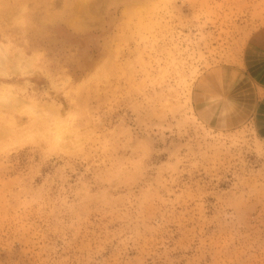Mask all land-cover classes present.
Wrapping results in <instances>:
<instances>
[{
  "label": "rangeland",
  "instance_id": "obj_1",
  "mask_svg": "<svg viewBox=\"0 0 264 264\" xmlns=\"http://www.w3.org/2000/svg\"><path fill=\"white\" fill-rule=\"evenodd\" d=\"M259 0H0V264H264V139L201 84Z\"/></svg>",
  "mask_w": 264,
  "mask_h": 264
},
{
  "label": "crops",
  "instance_id": "obj_2",
  "mask_svg": "<svg viewBox=\"0 0 264 264\" xmlns=\"http://www.w3.org/2000/svg\"><path fill=\"white\" fill-rule=\"evenodd\" d=\"M258 24L230 64L210 69L202 79L215 109L211 116L230 129L252 125L264 139V0Z\"/></svg>",
  "mask_w": 264,
  "mask_h": 264
}]
</instances>
